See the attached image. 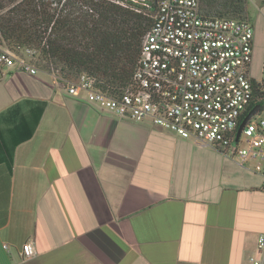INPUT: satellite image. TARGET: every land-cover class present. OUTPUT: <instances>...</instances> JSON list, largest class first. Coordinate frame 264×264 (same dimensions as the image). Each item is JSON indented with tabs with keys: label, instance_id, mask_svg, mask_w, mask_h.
I'll return each instance as SVG.
<instances>
[{
	"label": "crops",
	"instance_id": "obj_1",
	"mask_svg": "<svg viewBox=\"0 0 264 264\" xmlns=\"http://www.w3.org/2000/svg\"><path fill=\"white\" fill-rule=\"evenodd\" d=\"M244 19L261 83L264 0H244ZM263 232L264 161L238 164L44 71L0 67V264H251Z\"/></svg>",
	"mask_w": 264,
	"mask_h": 264
},
{
	"label": "built area",
	"instance_id": "obj_2",
	"mask_svg": "<svg viewBox=\"0 0 264 264\" xmlns=\"http://www.w3.org/2000/svg\"><path fill=\"white\" fill-rule=\"evenodd\" d=\"M156 4L131 82L121 94L100 90L95 78L83 72L72 79L52 74L53 82L60 80L70 95L89 92L99 108L120 118L149 120L180 138L210 145L238 164L264 161V118L251 116L236 138L253 97L251 23L207 15L201 0ZM34 53L30 48L17 52L0 42V67L37 75ZM256 249L261 255H250L249 261L263 264L264 232L256 239ZM35 254L31 241L23 244L24 259Z\"/></svg>",
	"mask_w": 264,
	"mask_h": 264
},
{
	"label": "trees",
	"instance_id": "obj_3",
	"mask_svg": "<svg viewBox=\"0 0 264 264\" xmlns=\"http://www.w3.org/2000/svg\"><path fill=\"white\" fill-rule=\"evenodd\" d=\"M201 3L207 15L244 18V0ZM156 7V0H0V42L17 52L34 49L44 70L54 66L65 78L86 73L100 90L117 95L131 82ZM256 104L264 109V80L253 83L240 120Z\"/></svg>",
	"mask_w": 264,
	"mask_h": 264
},
{
	"label": "rangeland",
	"instance_id": "obj_4",
	"mask_svg": "<svg viewBox=\"0 0 264 264\" xmlns=\"http://www.w3.org/2000/svg\"><path fill=\"white\" fill-rule=\"evenodd\" d=\"M21 54V52H20ZM33 59L36 61V64L39 68V72L40 71H44L45 73L49 74V75H52V74H55V75H58V70L56 68H54V66H51L50 67V70H44L43 69V61H41V59L39 58L38 56V53L35 51L34 55H33ZM70 79L74 78L73 76L69 77ZM58 83H61L62 82L59 80ZM255 117H258V118H264V109L260 110L256 115Z\"/></svg>",
	"mask_w": 264,
	"mask_h": 264
},
{
	"label": "water",
	"instance_id": "obj_5",
	"mask_svg": "<svg viewBox=\"0 0 264 264\" xmlns=\"http://www.w3.org/2000/svg\"><path fill=\"white\" fill-rule=\"evenodd\" d=\"M260 110H261V104H256L246 113V115L244 116V118L239 124V127L237 129L236 138H238V136L240 135V132L242 128L244 127V124L247 122V120L250 119V117L253 116L254 114L258 113Z\"/></svg>",
	"mask_w": 264,
	"mask_h": 264
}]
</instances>
